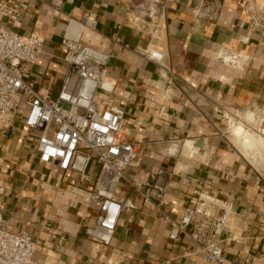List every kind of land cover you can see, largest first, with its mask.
I'll use <instances>...</instances> for the list:
<instances>
[{
    "label": "crops",
    "instance_id": "crops-1",
    "mask_svg": "<svg viewBox=\"0 0 264 264\" xmlns=\"http://www.w3.org/2000/svg\"><path fill=\"white\" fill-rule=\"evenodd\" d=\"M2 1L23 3L13 31L43 38L28 78L40 94L56 96L65 36L110 54L94 100L123 110L117 138L140 152L125 177L170 173L167 203L153 196L141 209L122 211L103 244L85 233L98 204L88 201L76 174L39 160L18 112L10 126L0 124V218L11 232L32 235L33 264H207L186 237H168L170 221L200 193L232 204L223 235L227 264L264 248V177L230 143L225 117L244 119L264 104V43L239 3L264 8V0ZM7 27L0 14V28ZM150 49L162 58H146ZM221 49L247 54L244 70L220 62ZM117 193L133 195L126 179Z\"/></svg>",
    "mask_w": 264,
    "mask_h": 264
},
{
    "label": "built area",
    "instance_id": "built-area-1",
    "mask_svg": "<svg viewBox=\"0 0 264 264\" xmlns=\"http://www.w3.org/2000/svg\"><path fill=\"white\" fill-rule=\"evenodd\" d=\"M239 3L247 12L248 29L256 32L263 44L264 8ZM22 7L20 1L15 4L0 0V14L8 25L0 28V124L10 126L23 108L20 119L35 139L39 160L76 174L78 185L88 190V201L98 204L95 220L85 233L107 245L122 211L141 209L153 196L158 204L167 203L170 173L160 168L150 181L125 177V169L135 165L140 152L134 143L117 138L123 110L102 107L94 100L97 89L103 86L109 53L65 36L62 44L66 70L56 96H45L30 87L29 69L37 62L43 38L37 33L23 36L12 30ZM144 56L156 61L162 58L153 49L146 50ZM216 58L238 70H244L250 59L234 49H221ZM260 113L264 117V104ZM232 116L225 114L227 122ZM91 163L95 164L93 174L89 172ZM124 179L132 188L131 196L117 193ZM231 207L228 200L200 193L189 200L178 220L170 221L168 237L173 242L186 237L207 264H227L223 235L229 229ZM35 249L36 242L29 232H11L0 218V264H33ZM242 264H264V248L258 254H248Z\"/></svg>",
    "mask_w": 264,
    "mask_h": 264
},
{
    "label": "rangeland",
    "instance_id": "rangeland-1",
    "mask_svg": "<svg viewBox=\"0 0 264 264\" xmlns=\"http://www.w3.org/2000/svg\"><path fill=\"white\" fill-rule=\"evenodd\" d=\"M21 111H22V108L19 109V115L21 114ZM262 118L264 117L260 112L253 113V114H247L244 119L240 117L241 120L232 116L231 119H229V121L227 122V127H228L227 135L233 147L240 152V154L244 157V159L248 162V164L251 167H254L256 170H258V172L261 173L262 176L264 177V147H261V149L259 150L260 152L261 150L263 151L261 152V155L257 154L255 153L256 152L255 143H258V141H256L253 144L254 146H251L252 144H245L241 138H237L232 135V129L234 128V126L239 125L244 129V133L247 132V133L252 134V136H254V141L257 140L258 138L257 136L260 135L261 132L264 133V122L261 121ZM256 146L260 148L258 144H256ZM251 157H253L254 160H251Z\"/></svg>",
    "mask_w": 264,
    "mask_h": 264
},
{
    "label": "bare ground",
    "instance_id": "bare-ground-1",
    "mask_svg": "<svg viewBox=\"0 0 264 264\" xmlns=\"http://www.w3.org/2000/svg\"><path fill=\"white\" fill-rule=\"evenodd\" d=\"M232 135L235 136V137H237V138H241L242 141H243L245 144H252L251 146H254L253 144H254L256 141H258V143H255V149H256V152H255V153L261 155V152H263L262 150H261V152L259 151V150L261 149V147H264V133H263V132H261L260 135L257 136V137H258L257 140L254 141V136H252V134L247 133V132L244 133V129H243L241 126L237 125V126H234V128L232 129ZM187 142L190 143V141H186L185 144L183 145V147H185V145H186ZM190 144H191V143H190ZM256 144H258V145L260 146V148L257 147ZM260 144H261V145H260ZM183 147H182V150H183ZM186 150H189V149L186 148ZM258 151H259V152H258ZM188 153H189V152H188ZM189 154H190V153H189ZM252 155H253V154H252ZM253 157H254V156H253ZM253 157H251V160H254ZM252 162H254V161H252Z\"/></svg>",
    "mask_w": 264,
    "mask_h": 264
}]
</instances>
